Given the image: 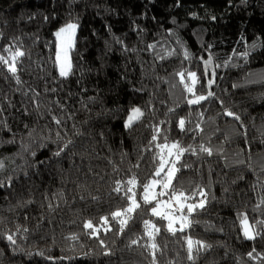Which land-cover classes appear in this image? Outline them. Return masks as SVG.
<instances>
[{"label":"trees","instance_id":"trees-1","mask_svg":"<svg viewBox=\"0 0 264 264\" xmlns=\"http://www.w3.org/2000/svg\"><path fill=\"white\" fill-rule=\"evenodd\" d=\"M69 23L62 77L56 33ZM16 50L15 74L0 62V264H153V252L155 264H264V0H0V57ZM190 72L196 95L214 93L196 105ZM173 143L186 151L168 194L153 186L145 204ZM172 189L204 201L183 210V231L151 214L157 200L174 207ZM129 196L140 207L114 219Z\"/></svg>","mask_w":264,"mask_h":264},{"label":"snow or ice","instance_id":"snow-or-ice-1","mask_svg":"<svg viewBox=\"0 0 264 264\" xmlns=\"http://www.w3.org/2000/svg\"><path fill=\"white\" fill-rule=\"evenodd\" d=\"M76 27H77V25L70 23V24L66 25L65 27L61 28L56 33V36H57V38H58V40L60 42L59 45H58V50H57V61H60L61 53H63V56H64V61L60 64V75L62 77H66L69 74V72L71 71V64H70L69 59H68V50L73 47V36H74V32H75ZM23 55H24L23 52H21L19 50H16L11 56V62H9V60H7V59H4L3 57H0V62L8 65V70L10 72H12L13 74H15L16 71H17L16 59H17V57H20V56H23ZM185 55L187 56V53H185ZM245 55H246V53H245ZM206 63H211V60L209 59L208 61H206ZM178 75L181 76L182 82H183L184 74L180 73ZM204 75H205V78H207V76H208L207 71H205ZM188 76L191 79V86L189 84L185 83L184 87H185V89L187 90L188 93L193 94V96H194V99H190L188 101V103L190 105L199 104L200 102L205 101L209 97L214 95V93H212L211 91H209L207 93V95H196L195 94V85L199 82L198 78L196 76V73L190 72V73H188ZM213 76H214V74H213ZM207 82H208V85L210 86L214 82V80L213 79H209ZM133 111L136 114H139V112H140L139 109H134ZM225 114L228 115V116H234V118L237 119V120L239 119L238 116H235V114L230 112V111H226ZM57 123H59V121H57ZM184 126H185V121L183 119H181L179 121V127L181 128V130L184 129ZM156 138L157 137L154 136L153 140H155ZM69 143H71V141H69ZM65 147H67V145H65ZM160 147L162 148V150H167V156L169 157V159L165 160L163 158V156H161L160 157V162H159V167H158L157 171L154 173V175L156 177H160V179H158V180L154 179L149 184H144L143 185V193L144 194L142 196V200H143V202L145 204H151L152 201L156 199V196H152L151 199H150V196H149V193H150L151 189L153 188V186H159L161 188V191L157 194L158 196L163 197V196L168 194V192L165 191V190L170 189L172 180L174 179V171H178V169H175V161L172 159V157L175 154V158L178 160L179 156L184 151H186L184 148L180 147V145L178 143H173L171 145L164 144V145H161ZM172 150H175V153H173ZM60 151H63V149H60ZM60 151H58L55 154L59 155ZM201 151L207 152L209 155H211V149H209V148L202 147ZM168 165H171V167H168ZM2 167H3V164L0 163V168H2ZM166 168H167V171H165ZM162 173H163V176H162ZM117 183H119V182H117ZM128 184H130L133 187H135L136 184H137V181H136L135 178H133V179L128 181ZM133 187L128 188L127 191L128 192H132L133 191ZM115 191L119 192L120 188L117 187L115 189ZM172 195H173L174 198H176V203L178 205H180V207L177 208V211H182L183 207H186L187 208V213L189 215H191L198 208H203L204 207V201L203 200H201L199 203H191V204L184 203L187 200L194 199L196 194H192L191 196H189V195H186L183 191L177 192L175 189H172ZM199 195L204 196L205 194L203 193V191H201L199 193ZM128 200H129L130 203H129V206L126 209L118 210V211L112 213V217L114 219H118V218H121L123 216H126L128 213H132L137 208L140 207V204L137 202V200L134 198V196H129ZM161 204H162V202L157 200L156 201V206L151 208V214L154 215V216H158L161 219H169V216L167 214L161 213L158 210L159 207L161 206ZM172 215H173V217H175V213H172ZM102 220H103V222L105 224L108 223V218L107 217H103ZM180 220H181L182 226H181V228L179 230L183 231V222L185 220V217L182 215L180 217ZM174 222H175L174 219L169 220V223H168V230L169 231H173ZM119 223L121 225L120 233L122 234L124 226H126V224H127V220L126 219H119ZM241 223L243 225V235L245 236V238L250 239V240L251 239H255V237H256V235L258 233H254L252 231V226L249 224L246 216H244L242 218ZM261 223H264V222H261ZM144 225H145V229L147 230L146 231L147 236L150 239H154L153 232L151 230H148V229H154L157 232L159 231V229H156L155 225L150 224L149 221H145ZM84 227L86 229H92L93 231H92L91 234L98 235L99 229H96L91 221L86 222L84 224ZM110 230L111 229L109 228L108 231H110ZM7 239L9 241H11L13 244L15 243V240L13 239V237L11 235H9L7 237ZM70 239H77V237L72 236V237H70ZM131 243L135 245V244L138 243V241L133 240ZM193 243L194 242L191 240V238H189L188 241H187L188 251H189V259H192ZM195 243L199 246L197 250H199V248L206 247V245H204L203 242H195ZM100 244H101L102 247H104L106 249L103 254L104 255H110L111 252L107 250V246L104 245V241L103 240H100ZM151 248L152 249H156L157 245L155 243H152ZM152 255H153V264H155V252H153ZM251 255L252 254L249 253L250 257H251Z\"/></svg>","mask_w":264,"mask_h":264},{"label":"rangeland","instance_id":"rangeland-1","mask_svg":"<svg viewBox=\"0 0 264 264\" xmlns=\"http://www.w3.org/2000/svg\"><path fill=\"white\" fill-rule=\"evenodd\" d=\"M70 24V23H69ZM71 24H73V23H71ZM68 25V24H67ZM76 25V24H75ZM66 26V25H65ZM65 26H63V27H65ZM62 27V28H63ZM77 30H78V27H76V29H75V32H74V36H73V47L71 48V49H69L68 50V59H69V62H70V64H71V52H72V50H73V48H74V44H75V39H76V35H77ZM57 37V36H56ZM57 41H58V45H59V40H58V38H57ZM64 61V56H63V53H61V59H60V61H57V63H58V68H59V73H60V64L62 63ZM70 73V72H69ZM69 75V74H68ZM67 75V76H68ZM66 76V77H67ZM139 115L140 114H136V113H132L128 118H127V120L125 121V126L126 127H129L132 123H134L137 119H138V117H139ZM169 157L166 155V159H168ZM174 173H175V171H174ZM173 181V180H172ZM162 202V204H161V206L159 207V211L161 212V213H165V214H167L168 216H169V219H167L168 221L169 220H171V219H174V224H173V229H180L181 228V226H182V223H181V220H180V217L183 215L184 216V213H183V210L184 209H187L186 207H183V209H182V211H177V208L178 207H180V205H178L177 203H176V198H174V200L171 202V204L174 206V207H172V206H170V205H168L167 203H165V201H161ZM184 203H186V204H191V203H189V202H184ZM172 213H175V217H173V215H172ZM185 217V216H184ZM178 224H179V226H178ZM189 226V221H185L184 220V222H183V229H185V228H187ZM242 229H243V225H242ZM252 231L255 233V231L252 229Z\"/></svg>","mask_w":264,"mask_h":264}]
</instances>
